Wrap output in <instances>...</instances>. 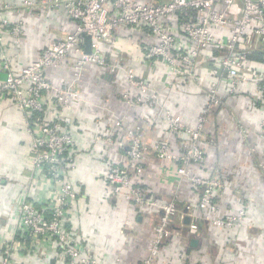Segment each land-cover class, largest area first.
<instances>
[{
  "label": "built area",
  "instance_id": "2783aa9c",
  "mask_svg": "<svg viewBox=\"0 0 264 264\" xmlns=\"http://www.w3.org/2000/svg\"><path fill=\"white\" fill-rule=\"evenodd\" d=\"M44 12L65 16L73 22V28L70 31L52 30L50 45L35 59L17 67L14 55L19 53L17 49L26 37V21L36 19ZM120 29H135L149 37V42H140L144 45L140 59L145 74L138 75L129 64L130 58L124 55L110 57L109 48L115 43ZM85 36L90 38L88 53L85 52ZM258 49H264V0L0 1V98H9L24 112L23 128L32 152L30 168L47 190L46 196L39 195L31 201L21 194L12 203V211L6 220L14 223L15 235L0 236V264H13L10 252L16 245L30 248L36 242L52 248L64 264H102L90 246L77 241L68 230L69 216L76 207L78 195L69 174L76 169L78 158L85 152L78 149V140L57 116L60 110L80 100L75 84L90 64L105 69L110 77L123 74L129 89L121 92V98L129 107L151 101L159 105L149 81V68L156 62H160L170 80L176 84L184 83L205 96V103L193 125L173 115L168 108H162L167 136L178 140L177 150L169 139L146 146L138 129L129 128L126 130L128 142H115L119 147L125 146L124 161L109 166L102 175L114 196L139 208L158 211L154 238L141 264H175L172 260L158 258L164 244L173 236V230L178 224L182 226L184 218L177 194L159 202L133 183V175L142 170L148 151L157 159L175 164L179 180H187L197 192L196 206L200 213L193 216L189 230L197 228L198 220L224 230L243 228L246 208L236 212L220 210V197L225 191L220 170L216 168L211 175L203 177L191 173L190 168L205 160L202 148L208 140L205 126L211 113L225 106L219 93L221 87L233 96L240 93L243 85L253 84V88L264 96V73L251 67L250 54ZM65 61L71 62L73 79L66 84H56L47 71ZM200 70L213 80V86L205 85L198 73ZM48 102L54 108L51 114L54 117L50 120L44 117L50 113ZM262 111L257 134L264 139V108ZM237 128L245 141L247 129L242 124ZM93 143L105 146L113 140L97 134ZM92 148L88 154L99 156L96 147ZM255 165L264 179V159ZM29 179V182L33 180ZM191 215L193 211H190Z\"/></svg>",
  "mask_w": 264,
  "mask_h": 264
},
{
  "label": "crops",
  "instance_id": "0c3cea01",
  "mask_svg": "<svg viewBox=\"0 0 264 264\" xmlns=\"http://www.w3.org/2000/svg\"><path fill=\"white\" fill-rule=\"evenodd\" d=\"M73 25L68 18L55 12H44L36 19H28L26 37L17 49L19 53L14 55L17 67L35 59L44 47L50 45L52 30L70 31ZM130 30L117 32L109 55L112 59L120 55L130 58L129 64L135 72L145 74L140 59L144 45L140 42H149L150 39L135 29ZM251 61L252 69L264 73V55L261 60L251 58ZM198 73L205 85L213 86V80L203 71ZM47 75L56 84L71 82V62L65 61L48 70ZM149 81L159 105L151 101L139 107H129L121 98V92L129 89L123 74L110 77L105 69L87 65L75 84L80 100L57 114L60 123L78 140V149L85 152L78 158L76 169L69 174L78 195L77 213L68 223V230L77 241L90 246L102 264H141L154 238L153 227L158 218L157 210L139 208L114 196L105 182L102 175L107 168L124 161L125 146L119 147L115 142L127 143L126 130L135 128L146 146L169 139L177 150L178 140L167 136L162 108H168L173 115L193 125L205 103V96L198 90L170 80L160 62L149 68ZM219 93L225 106L214 110L205 126L208 137L202 144L205 160L199 166H192L190 171L207 177L214 169L220 170L225 183L219 201L220 210L236 212L246 208L244 227L224 230L198 220L197 228L189 230L193 216L200 213L196 206L197 192L187 180H179L175 164L157 159L148 151L142 170L133 175V183L159 202L177 194L184 217L182 226L177 225L173 236L162 247L159 260H172L175 264H264V179L255 165L264 159V139L257 134L264 96L253 88V84L243 85L240 93L233 96L226 94L223 87ZM47 107L50 113L44 117L53 119L51 102ZM23 122L24 112L9 98H0V236L4 238L11 233V237L15 235L14 223L6 220L12 211V203L21 194L30 201L39 195H47V190L30 168L32 152ZM239 124L247 129L245 141L238 134ZM97 134L110 137L113 143L94 144L93 138ZM92 146L96 147L99 156L88 154ZM26 178L34 181L29 182L30 179L27 181ZM190 211H193L191 216ZM46 253L42 248L37 257L27 258L26 264H64L55 256L56 252Z\"/></svg>",
  "mask_w": 264,
  "mask_h": 264
},
{
  "label": "rangeland",
  "instance_id": "374dc122",
  "mask_svg": "<svg viewBox=\"0 0 264 264\" xmlns=\"http://www.w3.org/2000/svg\"><path fill=\"white\" fill-rule=\"evenodd\" d=\"M77 213V206L73 210L72 214L69 216L70 221ZM15 250H12L10 253L12 254V263L13 264H26L27 258H30V260L34 257H37L39 255V252L42 248L46 249V254H52L53 250L47 245H44L43 243L36 242L33 246L30 248L28 245H16Z\"/></svg>",
  "mask_w": 264,
  "mask_h": 264
},
{
  "label": "trees",
  "instance_id": "16d2710c",
  "mask_svg": "<svg viewBox=\"0 0 264 264\" xmlns=\"http://www.w3.org/2000/svg\"><path fill=\"white\" fill-rule=\"evenodd\" d=\"M263 55H264V49H258L256 51H253L250 54V58H257V59L261 60Z\"/></svg>",
  "mask_w": 264,
  "mask_h": 264
},
{
  "label": "water",
  "instance_id": "95a60500",
  "mask_svg": "<svg viewBox=\"0 0 264 264\" xmlns=\"http://www.w3.org/2000/svg\"><path fill=\"white\" fill-rule=\"evenodd\" d=\"M84 39H85L84 41L85 42V52L88 53L90 52V38L89 36H85ZM194 243H195V240L192 241V244Z\"/></svg>",
  "mask_w": 264,
  "mask_h": 264
}]
</instances>
